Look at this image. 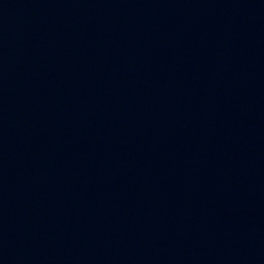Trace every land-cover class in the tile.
<instances>
[{"label":"water","instance_id":"1","mask_svg":"<svg viewBox=\"0 0 264 264\" xmlns=\"http://www.w3.org/2000/svg\"><path fill=\"white\" fill-rule=\"evenodd\" d=\"M0 264H264V0H0Z\"/></svg>","mask_w":264,"mask_h":264}]
</instances>
